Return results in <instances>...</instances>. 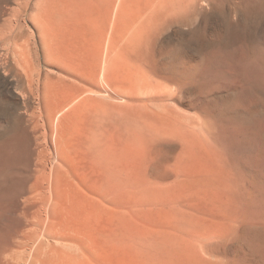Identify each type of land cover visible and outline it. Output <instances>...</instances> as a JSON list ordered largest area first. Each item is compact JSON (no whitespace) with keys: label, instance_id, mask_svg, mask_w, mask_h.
<instances>
[{"label":"bare ground","instance_id":"bare-ground-1","mask_svg":"<svg viewBox=\"0 0 264 264\" xmlns=\"http://www.w3.org/2000/svg\"><path fill=\"white\" fill-rule=\"evenodd\" d=\"M69 1L36 2L62 76L45 130L21 115L0 141V264H264V46L167 65L154 40L200 0H71L78 24Z\"/></svg>","mask_w":264,"mask_h":264},{"label":"rangeland","instance_id":"rangeland-1","mask_svg":"<svg viewBox=\"0 0 264 264\" xmlns=\"http://www.w3.org/2000/svg\"><path fill=\"white\" fill-rule=\"evenodd\" d=\"M5 1H7V2H5ZM39 1L40 0H36V1L35 0H23V2H24L23 3L22 0L21 1L20 0H10V1L9 0H2V1L0 0V16H4V17H0V141L3 139V137L5 135L13 133V132H16L19 129H20V131L28 130V127H30V124H29L27 119L22 121L21 120V115H25L26 118H29V117H31V115H33L32 118L38 119V120H36L37 124L35 123V126L37 127V129H39L40 131H44L45 130L46 126H45V123H44V120H43V118L45 116V108H42L44 106V104H45V100H42L44 98V94H40V92L43 93L42 91H44L43 90L44 89L43 86L45 85V83L50 82L52 84V81L55 83V81L59 80L60 75L62 76V74H60V72L57 71V69L54 66L51 65V63H50L51 60L50 59L48 60L47 54L44 52L45 50L43 51L44 48H43V45H42V38L39 35L40 33H39V30L37 29V26L34 24L35 18H36L35 15L37 14V11H38V10H36V8H37L36 4ZM70 1H69V3H70ZM75 1L76 0H74V2ZM79 1L80 2L76 1V3H79V4H75V3H73V1H71L72 3L70 5L68 3L67 4L68 6H65L66 8L64 7V9H66L65 13L68 10L67 8H69V10H73L71 12L74 13V14H75L74 10L76 9V7H78L79 10H80V8L82 6H87L88 5L87 6V9H88L89 8V4L90 3L92 4V2H93V0H92V1H90V3L88 2L89 4L85 3L86 5H83L84 1L83 0H79ZM87 1L85 0V2H87ZM94 1L97 3V5L99 3H101L99 0H94ZM95 2H93V3H95ZM263 2H264V0H238V1L237 0H211V1L210 0H202V1L200 0L198 2L199 5L198 4L196 5L195 3L191 2L190 11H188V13H185L186 15L185 14L183 15L184 17L185 16L186 17L183 18V16H180L181 18H179V16H178L176 18H177V20L179 19L178 20L179 22H177V20L175 18L176 21L174 20V22L171 21L170 23H168V25H166V26L169 27V28L166 27V28H168L166 30L167 32H162V35L161 34L158 35V38L155 39L156 41L154 40V42H156V44L153 42L154 46L152 45V49L153 48L154 49L153 50L151 49V50L153 52L156 51L155 53H158L160 55L159 56L158 54L154 53L156 55V57L157 56L159 57L158 60L161 61L162 63L167 64V65H170V63L173 62L174 59H175V61H177L178 58L181 59L180 57H182V58L186 57V58H188L190 60L192 59L194 64H197L198 61H199V63H201L202 62L201 60H203L205 57H212V62L211 63H212L213 70L215 71V69H216L215 73H218V72H220L223 69H233L235 67L234 62L229 59L230 55L228 53L232 54L234 52V50L236 49L237 45H238L237 48H241V47L244 46L245 48H248L251 52L253 51L254 53L253 52L252 53L255 54L256 60L258 61V63H261L262 62V47L264 46V42H263L264 41V34H263L264 33V3ZM66 3H67V1H66ZM96 3H95V5H96ZM74 4H75V6L76 5L80 6L82 4V6L74 7ZM4 5H6V6H4ZM92 5H90L92 8L97 7V5L96 6H94V4H92ZM101 5H103V3H101ZM70 6L73 7V8H70ZM195 6H197V8ZM238 6H240V7H238ZM98 7H99V5H98ZM78 8L76 9V14L77 15L76 14L75 15L73 14V16H71V14L68 15L67 13H69L70 11L69 12L67 11V13H66V15L64 17L69 16V17H66L68 19L69 18L71 19V20L70 19L68 20V23H69V21H72L73 20L72 17L75 16L73 21H75V24H78L79 22L82 21V20L79 21L80 19H84L86 17L85 14H87L86 12H88L89 9L91 11L89 13H91L93 16H94L93 13H96V11L93 12L92 8H89L88 10L85 9L86 10L85 11L83 7L80 10L81 12H78L79 11ZM15 9L18 10V11H16ZM94 9L98 10L96 8H94ZM84 11H85V13L83 15H85V17H83L81 15V13H83ZM77 12L80 14L79 16H82V18H80V19L77 18V16H78ZM249 12H251V13H249ZM31 13H32V15H31ZM63 15L58 14V16H57L58 20H59V17L61 18ZM218 15H219V17H218ZM252 15H253V17H252ZM19 17H21V18H19ZM23 17H24V19H23ZM75 18H77V19H75ZM87 18H89V14H88ZM77 20L79 21L78 23H76ZM1 23H3V24H1ZM173 23H175V24H173ZM178 23H180V24H178ZM15 24H17V25H15ZM73 24H72V26H73ZM8 25L10 26V28H9ZM70 25H71V22H70ZM34 26H36V27H34ZM225 26H227V27H225ZM229 26H230V28H229ZM21 27H22V29H21ZM180 28H181V30H180ZM193 28H194V30H192ZM242 28H244V30L247 28L245 30V33H243L244 31H243ZM2 29L3 30L5 29V30L3 31ZM9 29H11V30H9ZM18 29H19L20 32L18 31ZM26 31L28 33H25ZM163 31H165V30H163ZM226 31H229V33L226 32ZM22 32H24V33H22ZM222 32H224V33H222ZM246 32H247V34H246ZM4 33H5V35H4ZM192 34H194V35H192ZM243 34H246L248 36L243 35ZM16 35H18V36H16ZM34 35H35V37H34ZM11 36L14 37V38H12ZM192 36L194 38H196V39H192L193 38ZM236 37L238 38L239 41L237 40ZM234 38L236 39V41H235ZM28 40H29L30 43L29 42L27 43ZM249 40H251L253 43L251 41H249ZM166 41H167V43H166ZM16 44H18V45H16ZM32 44H33V46H32ZM163 44H165V45H163ZM220 44H221V46H219ZM242 44H244V45L242 46ZM250 45H252V46H250ZM17 46H19L17 48L18 52L20 51L18 54L15 53V51H14V50H16L15 47H17ZM26 46L29 47L28 50H27ZM155 46H157L156 50H155ZM166 48H167V50H166ZM178 49H179L180 52L178 51ZM248 49H245V50H248ZM23 50H24V52H23ZM222 50H224L225 52H223ZM231 50H233V51H231ZM162 51H165V52H162ZM42 52L45 53V54H43ZM23 53H25V56L26 55H28V56L30 55L31 62L28 61V60L25 61L28 56L25 58L24 61H25V63L27 62L28 65L31 64L32 65V66L30 65L31 67H29L27 65V67H28L27 68L25 66L27 63L25 64L24 61H23V59L25 57ZM202 53H203V55H202ZM22 54H23L24 57L22 56ZM19 55H21V56H19ZM44 55L46 57H44ZM223 56H225V59H224ZM22 57H23V59L20 60ZM161 57H162V59H160ZM215 58L219 59L218 60V64L216 63L217 60ZM196 61H197V63H196ZM213 61H214V63H213ZM37 62H38V64H37ZM193 62H192V64H193ZM22 63L24 64V66H23ZM34 64H35V67L33 66ZM36 65H39V66H36ZM213 65H214V67H213ZM215 65H217V66L215 67ZM231 65H232V67H231ZM32 67L34 68L33 70H32ZM26 70H27V73H26ZM45 72H47L48 74L45 73ZM32 73H34V74H33V76L30 77V74H32ZM35 74H36V76H35ZM46 74L49 75V76H47ZM63 77H64V75H63ZM23 78H24V80H23ZM44 78H45V80H44ZM51 78H52V80L48 81ZM29 79L30 80L32 79L33 81L32 80L30 81ZM47 85H45V86H47ZM38 87H39V89H38ZM40 87L43 88L42 91L40 90L41 89ZM38 90H40V91H38ZM34 92H36V93H34ZM13 95H16L19 98V100L21 99L19 101V103L14 101L10 97H8V96H13ZM23 95H25V96H23ZM39 97L40 98L43 97V98L40 99ZM39 100H41L43 103L41 101H39ZM39 102H40V104H39ZM40 108H41V110H40ZM40 112L41 113L43 112L41 114L42 117H40V115L38 114ZM39 120H40L41 123L38 122ZM54 121H55L54 123L56 124L57 123V117H55ZM23 126H25L26 128L25 127L23 128ZM21 127H22V129H21Z\"/></svg>","mask_w":264,"mask_h":264}]
</instances>
